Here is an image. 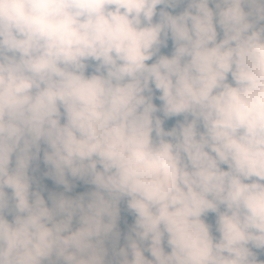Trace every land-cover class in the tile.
I'll return each instance as SVG.
<instances>
[{
    "label": "clouds",
    "instance_id": "1",
    "mask_svg": "<svg viewBox=\"0 0 264 264\" xmlns=\"http://www.w3.org/2000/svg\"><path fill=\"white\" fill-rule=\"evenodd\" d=\"M0 264H264V0H0Z\"/></svg>",
    "mask_w": 264,
    "mask_h": 264
},
{
    "label": "trees",
    "instance_id": "2",
    "mask_svg": "<svg viewBox=\"0 0 264 264\" xmlns=\"http://www.w3.org/2000/svg\"><path fill=\"white\" fill-rule=\"evenodd\" d=\"M47 183L49 184L50 187H53L52 183L50 181H47ZM78 190H83L82 188L78 189Z\"/></svg>",
    "mask_w": 264,
    "mask_h": 264
}]
</instances>
